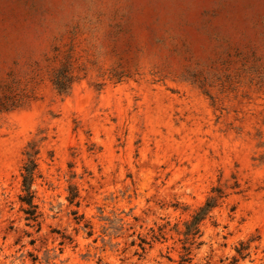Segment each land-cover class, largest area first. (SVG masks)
Returning <instances> with one entry per match:
<instances>
[{
  "label": "rangeland",
  "instance_id": "1",
  "mask_svg": "<svg viewBox=\"0 0 264 264\" xmlns=\"http://www.w3.org/2000/svg\"><path fill=\"white\" fill-rule=\"evenodd\" d=\"M208 198L184 264H264V0H0V264H179Z\"/></svg>",
  "mask_w": 264,
  "mask_h": 264
},
{
  "label": "trees",
  "instance_id": "2",
  "mask_svg": "<svg viewBox=\"0 0 264 264\" xmlns=\"http://www.w3.org/2000/svg\"><path fill=\"white\" fill-rule=\"evenodd\" d=\"M55 85L59 90L66 89V83L61 81H55ZM36 167V163L34 159L32 158V154H29V157L27 161L23 165V173H22V190L24 191V194L20 196V200L28 205V208L25 209L26 213H28L31 218L35 217L34 215V208L35 205L32 202L33 198V192L31 189V184L33 180V171ZM74 196V195H73ZM215 206V198H208L205 203L199 207V209L192 215L191 220L186 223V229L184 231L185 235V243H188L187 245L183 246V250L185 253L183 254L181 258V262L179 264H184L186 261H188V254L190 250V245L193 243V238L196 234L199 233V224L204 219V217L207 215V213Z\"/></svg>",
  "mask_w": 264,
  "mask_h": 264
}]
</instances>
